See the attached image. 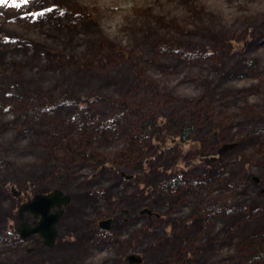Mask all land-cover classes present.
<instances>
[{
    "label": "rangeland",
    "instance_id": "374dc122",
    "mask_svg": "<svg viewBox=\"0 0 264 264\" xmlns=\"http://www.w3.org/2000/svg\"><path fill=\"white\" fill-rule=\"evenodd\" d=\"M145 1L113 38L88 0L1 12L0 264H264V0ZM55 190L54 244L22 238Z\"/></svg>",
    "mask_w": 264,
    "mask_h": 264
},
{
    "label": "water",
    "instance_id": "95a60500",
    "mask_svg": "<svg viewBox=\"0 0 264 264\" xmlns=\"http://www.w3.org/2000/svg\"><path fill=\"white\" fill-rule=\"evenodd\" d=\"M233 145H223L220 149L219 154L222 155L227 150L231 149ZM14 193L18 195L14 190ZM69 197L63 196L62 193L58 190L53 191L52 193H39L36 194L31 201L23 204L19 208V214L23 216L25 212L34 214L36 217H40V220L36 222L34 227L23 224L20 230V235L22 238H26L31 234H39L43 239L44 243L47 246H52L56 240V224L61 217L63 211L62 209L56 211L55 213L51 212L53 208H61L63 205L69 203ZM112 222L111 219L106 221H101L100 226L103 228H109V224ZM128 261L131 263L138 264L141 259L138 255H131L128 258Z\"/></svg>",
    "mask_w": 264,
    "mask_h": 264
},
{
    "label": "bare ground",
    "instance_id": "6f19581e",
    "mask_svg": "<svg viewBox=\"0 0 264 264\" xmlns=\"http://www.w3.org/2000/svg\"><path fill=\"white\" fill-rule=\"evenodd\" d=\"M4 1H6V0H0V23H2L5 20V17H3V15H1L2 13L6 12V16L10 14L8 12L9 10H7V8H8V5L11 4L12 0H7L5 3H3ZM71 1L76 3V2L82 1V0H71ZM84 1H86V0H84ZM202 1L206 2L212 10L217 9V4L214 0H202ZM126 2H127V0H88L87 3L90 5H95L96 3H98L100 6H102V7L98 8L101 12L102 17L105 18V20H101L102 23H101V26H99L100 32H102V34L107 35L109 38H113L115 36H120V33H122L121 30L123 28H125V25H128V23L132 22L131 23L132 26L138 25L136 20H134L135 18L131 19L132 21H130V22L128 20V23H126V22L124 23V21L122 20L123 18L129 16V9L125 6ZM153 2L154 1H152V0H146L142 4H143V7L146 8V7H150L153 4ZM176 2H175V4H176ZM171 7L172 6L169 5V6L165 7V9L166 10L172 9ZM155 11L160 13V9H158V8H155ZM18 17H20V16H18ZM58 19L68 21V20H70V16H59ZM21 21H23V20L17 18V21L14 23L15 24L14 26H18ZM10 28H12V27H10ZM12 29L13 30H19L18 27H14ZM33 37H34V35H31V38H33ZM44 38H45V35L41 39L44 40ZM215 39H213L212 42H214ZM218 39L219 38L216 39L217 40L216 44H218L220 41V39H219V41H218ZM216 44H214V45H216Z\"/></svg>",
    "mask_w": 264,
    "mask_h": 264
},
{
    "label": "trees",
    "instance_id": "16d2710c",
    "mask_svg": "<svg viewBox=\"0 0 264 264\" xmlns=\"http://www.w3.org/2000/svg\"><path fill=\"white\" fill-rule=\"evenodd\" d=\"M168 123L169 124L172 123V124H174V126L180 128V131H181L180 138L182 139V141L186 142V140H187L186 137H187L188 133L190 132V130H189L190 124L188 125L189 126L188 128H182V127H180L181 122L173 123V122L168 121ZM152 124H153V122H151V124L149 126H152ZM148 130H149V128H147V131ZM256 247H257L258 255L264 257V234L261 237H259Z\"/></svg>",
    "mask_w": 264,
    "mask_h": 264
},
{
    "label": "snow or ice",
    "instance_id": "6c2138e0",
    "mask_svg": "<svg viewBox=\"0 0 264 264\" xmlns=\"http://www.w3.org/2000/svg\"><path fill=\"white\" fill-rule=\"evenodd\" d=\"M26 2H27V0H26Z\"/></svg>",
    "mask_w": 264,
    "mask_h": 264
}]
</instances>
